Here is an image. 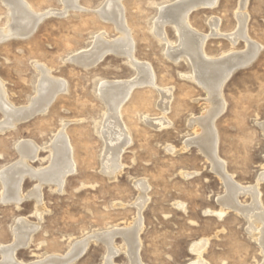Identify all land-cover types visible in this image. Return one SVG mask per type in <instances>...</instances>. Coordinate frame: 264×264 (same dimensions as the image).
Returning a JSON list of instances; mask_svg holds the SVG:
<instances>
[{"label":"rangeland","instance_id":"rangeland-1","mask_svg":"<svg viewBox=\"0 0 264 264\" xmlns=\"http://www.w3.org/2000/svg\"><path fill=\"white\" fill-rule=\"evenodd\" d=\"M25 1L34 12L53 13L46 14L27 37L0 40V79L7 99L15 107L31 104L42 75L38 65L64 80L65 88L44 112L0 130V171L22 159L17 146L25 140L40 146L29 164L38 170L48 168L49 145L62 127L75 167L60 189L52 184L41 187L40 203L28 196L37 178L25 175L21 184L25 197L19 203L2 199L0 180V246L13 242L19 220L37 224L27 245L15 251L16 259L24 263L66 254L77 240L91 233L125 230L136 218L137 182L143 180L147 201L140 212L142 264H190L196 260L193 244L204 239L202 257L209 264H263L264 253L249 233L244 214L234 208L220 210L219 200L226 187L212 162L196 143L186 145L198 135L197 123L191 120L201 117L209 96L195 80L190 58L180 55L175 60L168 55L178 43L175 26L163 25L171 45L154 31L159 8L177 0L121 1L134 60L149 65L154 84L135 86L121 106L120 122L130 141L120 156L121 170L113 179L102 171L105 104L97 85L101 80L133 79L137 67L114 51L88 67L75 59L79 52L92 48L97 34L104 33L108 41L119 37L116 25L99 14L101 8H107V0H78L79 8H69L63 14H58L62 0ZM240 2L217 0L212 7L193 9L188 22L192 30L206 35L205 55L216 59L247 51L250 45L244 38L230 39L239 27L240 12L246 14L247 38L258 44L259 51L249 63L238 65L223 84L219 98L225 107L214 119V127L217 155L225 172L244 188L257 184L264 209V179L258 180L264 172V0H245L244 8ZM7 20V7L0 0V28L8 26ZM213 20L218 21L216 29L211 26ZM165 101L164 117L169 124L156 127ZM4 119L0 108V124ZM244 193L237 197L240 206L251 202L250 194ZM121 236H114L118 250L112 263L131 264ZM105 252L101 240H91L70 264H102Z\"/></svg>","mask_w":264,"mask_h":264},{"label":"bare ground","instance_id":"bare-ground-1","mask_svg":"<svg viewBox=\"0 0 264 264\" xmlns=\"http://www.w3.org/2000/svg\"><path fill=\"white\" fill-rule=\"evenodd\" d=\"M1 1L7 7L8 26L0 28V40L12 36L27 37L35 30L46 14L53 13V10H48L44 13L34 12L25 0ZM121 1L107 0V8H101L99 10L101 17L111 20L116 25L119 31V37L116 40L108 41L103 38L104 33L101 32L95 36L93 46L90 50L81 54L79 52L75 55L77 62L85 66H90L99 61L108 51H114L125 55L137 67V76L133 79L120 81L101 80L97 85L98 95L105 104V118L101 130L105 140V150L101 159L102 171L109 179L115 178L121 170L122 164L120 156L125 145L130 141L125 127L120 122L121 106L128 99L135 86L146 83L154 84V75L149 65L135 62L134 60L132 37H130L126 27L125 18L122 16ZM216 1L177 0L174 4H170L171 6H166L167 8L162 6L158 10L159 12L154 20L153 28L157 36L165 40L164 42L168 44L169 41L163 32V25L165 23H171L175 26V30L178 33V43L176 47L168 51V55L174 56L175 60L180 55L188 56L191 60L190 62H192V68L196 77L195 80L202 85L209 96L208 103L205 105V111L201 117L191 120L193 123H197L198 129L196 133L198 135L195 139L187 141L186 145L196 143L200 150L212 162L213 169L219 174V177L221 176L226 187V194L219 200L221 204L220 210L234 208L242 212L247 218L249 233L254 236L264 253V209L260 205V194L257 189V184L244 188L236 184L232 177L225 172V166L217 155V135L214 127V119L225 107L224 101L219 98L223 84L238 65L249 63L255 57L259 51V46L255 42L248 40L245 32L246 14L245 12H240L238 16L239 27L230 39L234 42L238 37L244 38L250 45H248L249 47L247 46V51L233 52L216 59H209L205 55L204 43L206 35L199 34L191 29L188 22V15L193 9L212 7ZM62 3L63 7L58 14L65 13L69 8H79L78 0H62ZM240 3L241 7L244 8L245 0H242ZM217 25V20L211 22V26L214 29L217 28ZM38 67L42 75L37 84V94L30 101L31 104L24 107H15L13 103L9 102L4 84L0 79V108L5 115V119L0 124V130L13 128L18 122L26 120L28 116L39 111L44 112L43 110L47 109L56 95L59 92L61 93L65 88L64 80L51 76L46 66L38 65ZM166 105V101L161 105L163 117L161 115V118L157 120L156 127L169 124L164 117L165 109L167 108ZM63 129L64 127L57 130L52 143L49 145L51 163L45 169L38 170L29 164L30 161L36 159L40 146L28 140L20 142L17 147L22 159L16 162L15 165L13 164L14 166L9 170L3 169L0 171V180L3 185L2 199L4 201L19 203L25 197L21 193V184L25 175L37 178L38 183L28 194L37 203H40L41 187L44 184H52L56 189L62 187L66 176L72 173L75 167L74 160L71 157V147ZM261 179H264V172L258 177V180ZM137 187L139 189V196L135 202L137 215L133 224L131 226L129 225V228L126 227L127 229L125 230H108L101 233H91V235L77 240L66 254L49 255L39 263H24L16 259L15 251L18 247L27 245L37 224L19 220L15 228L13 242L6 246H0V257H2L0 264H70L85 252L91 240L94 241L96 239L101 240L106 246V256L102 264H113L112 255L117 249L113 241L116 233L121 234V237H123V240L127 244L131 264H142L139 257V248L141 245L139 233L142 229L140 212L147 201V184L145 181L139 180ZM243 192H248L251 196V202L246 206H240V203H237L238 195ZM38 210H40L39 206ZM205 245V239L193 244L191 250L196 254V260L190 264H209L202 257Z\"/></svg>","mask_w":264,"mask_h":264},{"label":"water","instance_id":"water-1","mask_svg":"<svg viewBox=\"0 0 264 264\" xmlns=\"http://www.w3.org/2000/svg\"><path fill=\"white\" fill-rule=\"evenodd\" d=\"M239 67V66H238Z\"/></svg>","mask_w":264,"mask_h":264}]
</instances>
